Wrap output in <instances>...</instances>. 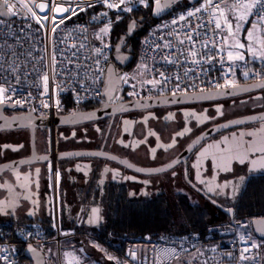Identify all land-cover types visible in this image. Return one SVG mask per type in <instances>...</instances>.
<instances>
[{
  "label": "rangeland",
  "instance_id": "rangeland-1",
  "mask_svg": "<svg viewBox=\"0 0 264 264\" xmlns=\"http://www.w3.org/2000/svg\"><path fill=\"white\" fill-rule=\"evenodd\" d=\"M134 2L135 0H126L123 7H130ZM232 4L228 3L224 8L234 33V35L227 34L225 36L226 52L231 50L234 54L237 52L243 54L244 60L250 67L258 66L256 64L258 61L264 64V58L259 55L260 44L264 43V24L256 22V28L253 29L255 21L249 16L237 31L235 16L229 11V6ZM112 22L113 20L108 14L107 21L93 25L94 39L108 45ZM105 28L107 31L102 32L101 29ZM249 31L253 32L251 39L248 36ZM238 43L244 44L245 47L237 48ZM249 44L257 49L256 56H253L248 50ZM120 46L121 42L115 44L113 59L108 64L105 73V93L109 100H113L120 90L119 71L121 66L128 64L131 60V55L122 51ZM263 111L264 88L218 100L131 112L132 115H125L118 121L120 136L117 135L115 140L107 142L104 150L127 158L139 167L154 168L173 160L178 151L184 147L183 145L204 129ZM97 122L100 120L72 126H55L54 143L51 142L49 127L44 132L38 129L36 132L37 152L49 150L51 153L52 144L56 147L55 153L98 149L100 140L104 136V129H101V123ZM186 128L190 131L185 132ZM182 132L184 135H177ZM241 133H244L243 137L240 136ZM174 137L175 142H173ZM169 145L172 146L169 147ZM261 147H264V120L235 126L207 137L188 158L189 175L194 184L187 182L182 164H177L162 173L141 174L105 158L85 156L60 159L59 164L57 162V168L60 170L56 199V205L58 203L60 212L58 215L68 222L82 215L84 222L92 226H97L106 220L103 204L100 203L98 213L100 219L95 223L89 222L90 217L94 219L93 213L90 211V214L86 213V215L85 212H82L83 209L80 205L81 190L84 186L94 185L92 182L91 184H87V182L90 183L91 179L88 178H91V174L95 171L101 186H98V190L95 189L99 196H94V200L95 198L102 200L103 185L110 184V182L125 184L128 194L132 198H144L153 196L156 192H164L173 217L179 223L181 218L176 209L177 193L187 194L202 205L215 204L216 202L222 206V204L231 203L238 196L246 175L264 173V168L257 166L253 169L251 163V160H259L261 156H264V153L256 150ZM226 149H231V152L225 151ZM245 150H247L246 153ZM29 152L30 134L28 129L0 131V164L23 158ZM238 152L247 155V159H244L243 163L239 159L233 158ZM48 161L17 166L0 174V202H3L0 203V209H3L0 210V223H18L35 217L47 218L51 216L52 219L55 205L50 173H48ZM98 163H102V165ZM97 164L99 167L96 171L94 167ZM37 169H39L38 173ZM209 188L214 190L209 191ZM214 210L212 208V211ZM227 216L229 221H219L212 225V230L219 233L213 232L212 235L205 238L200 234L195 235L193 239L197 243L192 247L187 246L183 254L181 253L182 255L170 264L182 257H185L180 260L183 264L185 260L189 261V264H210L212 258L216 257L212 248L222 240L230 242L232 248L242 242L259 243V260L261 264H264V240L257 239L252 227L250 228L252 218L244 221L234 219L231 221L230 216L228 214ZM71 230L75 231V236L63 239L59 244L48 243L46 251L40 248L44 252L46 264H54L53 260L60 264H105L109 261L116 263L118 258H120L121 264H142L130 253L116 252L114 254L99 238L95 239L94 236L86 232L72 228ZM133 239L138 238L133 237ZM141 239L143 242L133 241L130 244L138 250L142 246L141 243H146L153 250L152 245L145 241L146 234ZM202 240L208 241L211 245L209 247L203 245ZM178 242L182 244L183 237ZM151 264H153L152 257ZM224 264L230 263L227 261Z\"/></svg>",
  "mask_w": 264,
  "mask_h": 264
},
{
  "label": "built area",
  "instance_id": "built-area-1",
  "mask_svg": "<svg viewBox=\"0 0 264 264\" xmlns=\"http://www.w3.org/2000/svg\"><path fill=\"white\" fill-rule=\"evenodd\" d=\"M9 2L16 4V0ZM114 2L118 3L119 0ZM41 3L48 7L41 10L37 7ZM203 3L204 0L176 2L149 26L141 37L134 59L121 66L119 71L120 91L126 98L223 90L240 81H254L263 77L261 67H250L245 60L227 59L225 36L230 33L223 17H220L221 29L215 28V9L202 10L186 21L178 19L180 15L200 8ZM228 3H234V0H223L221 7L225 8ZM89 4L99 6L98 12L88 15L92 7ZM56 6L71 7L77 11L74 15L71 12L57 13ZM80 8L85 10L80 11ZM116 10L107 8L103 0H20L14 9L15 15L0 16V86L10 89L7 94L11 100L8 103L53 120L59 114L69 113L65 112L66 108L75 112L87 105L98 107L106 102L104 78L111 61V48L94 39L92 27L94 23L107 21L108 14ZM255 11L251 18L258 22ZM31 12L36 15H31ZM81 12H85L82 20L77 18ZM62 17L64 22L60 23ZM174 19L177 20L176 24L171 23ZM53 28H56L55 32ZM186 34L192 35V41L185 38ZM167 43L171 47H165ZM191 50L197 52V57L189 55ZM194 59L200 62L193 63ZM161 72L168 77L166 82L160 77ZM245 72L249 75L245 76ZM45 75L47 82L44 81ZM150 80L160 83L154 86L147 83ZM54 128L53 125L49 128L52 143L55 140ZM51 147L48 173L54 196L52 229L55 235L48 238L41 226L33 223L24 228L5 230L4 238L0 239V264H19L15 240L24 246L31 244L43 249L50 242L59 244L61 240L76 235L75 231L63 229L59 224L56 199L60 170L57 168L55 145ZM193 237L186 236L184 242L179 244L178 240L151 239L146 234L145 241L153 249V264H170L176 259L169 258L171 250H175L178 257L181 256L187 246L192 247L197 243ZM202 244L211 245L208 241H202ZM252 244L251 241L242 242L232 248L230 242L222 240L213 246L216 257L212 258L210 264H224L227 261L230 264H261L259 247L252 248ZM246 247L249 248V252L245 253L248 259L241 260V252Z\"/></svg>",
  "mask_w": 264,
  "mask_h": 264
},
{
  "label": "trees",
  "instance_id": "trees-1",
  "mask_svg": "<svg viewBox=\"0 0 264 264\" xmlns=\"http://www.w3.org/2000/svg\"><path fill=\"white\" fill-rule=\"evenodd\" d=\"M153 4L152 0H149V6L141 5L138 3V0H135L133 5L130 6L133 8L131 12L118 9L109 13L113 20L108 36V45L111 48V60L113 59L114 46L118 42H121V50L131 55L130 62L134 59L141 37L157 19L152 13ZM98 10L99 6H92L87 14L92 15L97 13ZM84 15L85 12H81L77 15V18L82 20ZM102 22L100 21L98 23ZM98 23H94L93 25ZM132 24H135V26L133 31H130ZM256 64L264 69V64L261 61H258ZM94 107L97 106L87 105L83 110ZM65 112H70V108H66ZM103 129V132H105L106 124L103 126ZM112 132L113 127L106 139L107 142H112V139H115ZM103 139L104 136H102L100 143ZM243 184L245 186H242L238 196L231 203L222 204V207L228 208L229 210L232 209L234 220L244 221L254 217L264 216V173L249 175ZM96 192L94 185L91 186V189L87 192V198L90 199L93 193L94 196H97ZM102 196V200L97 199V204H103L106 220L97 226H86V223L80 217H75L73 221L68 222L59 215V222L63 229L72 228L86 232L94 236L95 239L99 238L114 254L116 252L120 254L127 253L126 248L128 245L133 241L143 242L141 237L144 234H149L151 239L166 240H180L182 237L184 239L186 236L199 234L205 238L210 234L212 235L213 232L219 233L212 230L213 223L223 222L225 220L229 221L227 214L220 209L221 205L219 206V204L215 205L213 203L208 204L209 206L207 204L202 205L184 193L176 194V209L181 218L179 223L173 217L170 204L164 192H156L153 196L144 198H132L129 196L125 184L110 182V184L103 185ZM211 207L215 210L212 211ZM30 223L39 224L48 238H52L55 235V231L52 229L51 216H48L47 218H28L18 223H0V239L4 238L3 232L5 230L13 229L14 227L24 228ZM133 237L138 239L135 240ZM14 243L19 250V264L24 262L31 264V261L22 254L25 247L24 244L18 242V240H15ZM46 246L43 248L45 251L47 250ZM182 258H179L173 264H183L180 261ZM119 259L116 263L109 261L105 264H121ZM53 263L57 264L58 262L53 260ZM189 263L186 260L184 262V264Z\"/></svg>",
  "mask_w": 264,
  "mask_h": 264
},
{
  "label": "water",
  "instance_id": "water-1",
  "mask_svg": "<svg viewBox=\"0 0 264 264\" xmlns=\"http://www.w3.org/2000/svg\"><path fill=\"white\" fill-rule=\"evenodd\" d=\"M182 0H171L170 7L164 9L160 13L155 12V4H153V16H162L165 12L170 10L176 2ZM189 2H194L195 0H187ZM163 3L164 0H161ZM3 11H6L5 9ZM10 15H5L8 17ZM135 24L130 26V31H133ZM264 78L253 81L246 82L235 85V87H230L223 90L215 91H202V92H191V93H180L174 95H160L153 97H145L141 99H130L124 101L120 99L114 104H108L104 102L101 106L94 107L92 109L78 110L75 112H69L57 115L53 120L47 117L37 116L31 111H23L22 108L15 106L12 103L0 104V131L11 130V129H28L30 134V152L27 156L23 158L13 159L0 164V174L5 170L11 169L17 166L30 165L33 163H46L52 156L51 153H38L36 149V130L46 129L53 126H72L88 122H94L98 120H103L108 117L112 119L119 114L130 113L135 111L148 110L153 108L161 107H171L186 105L197 102H206L212 100H218L223 98L234 97L237 95L245 94L252 91H257L263 89ZM6 110H21V112H15L13 114H6ZM264 120V111L255 113L252 115H247L232 119L223 123H219L210 126L200 133H198L183 149L175 156L170 162L163 164L154 168H142L133 163H131L127 158H122L116 156L115 154L105 151L104 141L100 148L95 150H79V151H59L55 153V158L57 160L75 157H99L109 159L114 161L132 171L141 174H155L167 171L179 163L186 162L188 155L207 137L224 131L226 129ZM111 123L106 131V136L109 133ZM171 165V167H169ZM161 169V171H155ZM213 201V200H212ZM217 205V203L215 202ZM220 206V205H219ZM225 213L230 216L231 221H233L232 211L220 206ZM252 231L257 239L264 240V216L254 217L250 221ZM22 254L24 257L31 261V264H46V258L44 252L34 245L28 244L24 247Z\"/></svg>",
  "mask_w": 264,
  "mask_h": 264
},
{
  "label": "snow or ice",
  "instance_id": "snow-or-ice-1",
  "mask_svg": "<svg viewBox=\"0 0 264 264\" xmlns=\"http://www.w3.org/2000/svg\"><path fill=\"white\" fill-rule=\"evenodd\" d=\"M20 3V0H16V4L10 3L9 0H0V16H5V15H15V7L17 4ZM103 3L107 6V8L112 9V8H116V9H121L122 11L125 12H131L133 10L132 7H123V5L126 4V0H119V2H114V0H103ZM138 3L143 4L145 6H149V0H138ZM152 3L155 4V12L158 14L162 11H164V9L170 7V3L171 0H164V2L162 3L161 0H152ZM223 3V0H204V3L201 5L200 8H195L194 11H189L186 14L180 15L179 16V20L180 21H186L188 18L193 17L196 15V13L201 12L202 10L204 11H209L210 9H215V12H213V16L216 18L215 20V28L216 29H221L222 25L220 22V17L224 18V22L228 27V32L230 34H233V30H232V24L228 21V17L225 15V10L223 7H221V4ZM25 7H27V5H24ZM89 7H91L92 5L89 4ZM37 7H39L41 10L45 9L46 7H48L47 4L45 3H41L39 5H37ZM4 9H6V11H3ZM80 11H84L85 9L80 8ZM255 11V14L258 18V22L261 24H264V0H234V3L232 5L229 6V11H231L233 13V15L235 16V20H236V30L238 31L241 27V24L247 20V18L251 15H253V12ZM31 11V10H30ZM55 11L57 13H68L71 12L73 15L76 14L77 9H73L71 7H60V6H56L55 7ZM31 15L35 16L36 13L35 12H31ZM102 15L106 16L107 13H102ZM55 19V18H54ZM64 19L63 17L60 20V23H63ZM172 24H176L177 20H172L171 21ZM256 28V22L253 23V29ZM53 32L56 31V28L52 29ZM102 32H106L107 28L105 29H101ZM248 36L251 39L253 37V32L249 31L248 32ZM187 40L192 41V35L191 34H186L185 37ZM181 43H183V41H181ZM165 47H171L170 43H167L164 45ZM237 48H244L245 45L244 44H237L236 45ZM248 50L252 53L253 56L257 55V49H254L251 44H249L248 46ZM189 55H191L192 57H197V52L195 50H191L189 52ZM259 55L261 58H264V43L260 44V50H259ZM167 59V58H165ZM211 59V57L209 58ZM227 59L229 61H237V60H244V56L243 54L237 52L236 54H234L231 50H229L227 52ZM53 60H55V57L53 56ZM174 62V61H171ZM199 59H194L193 63H199ZM160 77L162 78L163 81H167L168 77L165 76V74L163 72L159 73ZM187 75V73H186ZM245 76H248L249 73L245 72L244 73ZM48 77L47 75L44 76V81L47 82ZM147 83H150L152 85H157L160 83V81H156V80H150L147 81ZM232 87H235V85H230ZM264 86V85H262ZM179 88V85H177V89ZM10 91L9 88H5L3 86H0V104H4L7 103L11 100V97L7 94ZM175 94V93H174ZM16 103H22V101H16ZM190 131V129H185V132ZM177 135H184V133H178ZM244 133H241L240 136L243 137ZM249 135H252V133H249ZM225 140L227 141V138H225ZM173 142H175V137L173 138ZM172 145H169V147H171ZM7 147V146H6ZM261 153H264V147H261L259 149H256ZM153 151H155V149H153ZM225 151L231 152V149H226ZM247 150H245L246 153ZM245 153H236L233 158L235 159H239L241 163H243L244 159H247V155ZM203 155V154H202ZM251 163L253 165V169H255L257 166H259L260 168H264V156H261L259 158V160L253 159L251 160ZM169 167H171V165H169ZM37 173L39 172V169L36 170ZM155 171H161V169H157ZM214 189L209 188V191H213ZM3 203V202H0ZM3 210V209H0ZM92 213L94 216V219H91L89 222L90 223H95L98 222L100 217L98 216L99 213V209L98 208H93L92 209ZM241 239L243 240L244 237L242 236ZM252 248H257L259 247V245L253 243L251 245ZM249 252V248H244L243 251L241 252L240 255V259L241 260H246L248 259V257L245 255V253ZM132 255H134V253H130ZM111 259V257H109ZM169 258H178V253L175 252V250H171V252L169 253Z\"/></svg>",
  "mask_w": 264,
  "mask_h": 264
},
{
  "label": "crops",
  "instance_id": "crops-1",
  "mask_svg": "<svg viewBox=\"0 0 264 264\" xmlns=\"http://www.w3.org/2000/svg\"><path fill=\"white\" fill-rule=\"evenodd\" d=\"M100 165H102V163H98ZM95 165L94 168H96V171H97V168L99 167V165ZM93 171V173L91 174V178L89 177L88 179H91L90 183L87 182V184H91L94 183V189H97L98 190V186H101L99 184H101L99 182V178L97 177V173ZM93 185V184H91ZM91 185L90 186H87V187H83L82 188V199L80 201V205H81V208L83 209L82 212H85V214H90V211L92 212V209L93 208H98L99 211H100V208H99V204H97V199L95 198L94 200V195L91 194V197L90 199L87 198V192L89 189H91ZM99 196V194H97ZM86 214V215H87ZM78 217V216H77ZM83 216L81 215L80 218H82ZM79 218V217H78ZM84 220V219H83ZM90 220H91V217H90ZM90 225L89 223H86V226ZM92 226V225H90ZM142 246L141 248H139L138 250L135 249L132 244L128 245V247L126 248V252L127 253H134V255H132L134 258H136L138 261L142 262V264H151V257H152V250H151V246L147 245L146 243H141Z\"/></svg>",
  "mask_w": 264,
  "mask_h": 264
},
{
  "label": "flooded vegetation",
  "instance_id": "flooded-vegetation-1",
  "mask_svg": "<svg viewBox=\"0 0 264 264\" xmlns=\"http://www.w3.org/2000/svg\"><path fill=\"white\" fill-rule=\"evenodd\" d=\"M250 82V81H249ZM241 83H244V82H237V84H241ZM236 84V85H237ZM120 99H123L124 101H126V100H129L128 98H126V96H124V94L119 90L118 91V95L113 99V100H109L108 98H107V100H106V102L108 103V104H114V103H116V102H118ZM15 112H21V110H6L5 111V113L6 114H13V113H15ZM135 112H137V111H135ZM132 115L131 114V112L130 113H124V114H119V115H116L113 119H112V121H111V118L110 117H108V118H106V119H103V120H100V122H97V123H101V125H100V128L101 129H103V126L106 124V131H107V129H108V126H109V124L111 123V126H110V129H109V133H110V130H112V127H113V137H117V135L118 136H120V132L118 131L119 130V124H118V121L123 117V116H127V115ZM167 128V127H166ZM41 131H45V129H42ZM36 132H37V130H36ZM104 133H106V132H104ZM109 133H108V135H109ZM133 134V133H132ZM108 135L107 136H105V134H104V146H103V148H105V146H106V144H107V137H108ZM128 136V135H127ZM196 136V135H195ZM195 136H192L189 140H188V142L186 143V144H184L183 146L185 147ZM131 137H132V135H131ZM113 140H115V139H112V141ZM103 141L100 143V145H98L99 147H97V148H100L101 146H102V144H103ZM183 147V148H184ZM56 148V147H55ZM182 148V149H183ZM182 149H180L179 151H178V153L176 154V156L182 151ZM195 150V149H194ZM194 150L188 155V157H187V159H186V162H185V164L184 163H179V164H182L183 166H184V173H185V176H186V179H187V182L189 183V184H194V182H193V180L190 178V175H189V156L194 152ZM38 153H44V154H47V153H49V150H44V151H39ZM58 162V164H59V160L57 161ZM168 171V170H167ZM165 172V171H164ZM162 173V172H161ZM155 174H157V173H155ZM252 174H261V173H250V174H248V175H246V177L244 178V181H246L247 179H248V177H249V175H252ZM244 181H243V183H244ZM243 187L245 186V184H243L242 185Z\"/></svg>",
  "mask_w": 264,
  "mask_h": 264
}]
</instances>
